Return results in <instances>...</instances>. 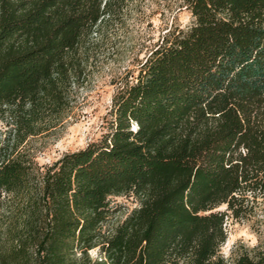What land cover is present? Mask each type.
<instances>
[{
  "label": "trees",
  "instance_id": "16d2710c",
  "mask_svg": "<svg viewBox=\"0 0 264 264\" xmlns=\"http://www.w3.org/2000/svg\"><path fill=\"white\" fill-rule=\"evenodd\" d=\"M126 5L0 0V264H264L220 253L264 202V0H185L192 24L119 87L101 137L34 160ZM119 197L137 203L123 218Z\"/></svg>",
  "mask_w": 264,
  "mask_h": 264
},
{
  "label": "rangeland",
  "instance_id": "374dc122",
  "mask_svg": "<svg viewBox=\"0 0 264 264\" xmlns=\"http://www.w3.org/2000/svg\"><path fill=\"white\" fill-rule=\"evenodd\" d=\"M192 22L185 0H127L122 18L109 26L90 62L91 75L78 90L76 106L64 126L29 139L36 163L40 167L51 165L64 154L98 140L119 87L137 76L140 64L161 45L167 32ZM11 127L9 120L0 116V150L8 144ZM113 202L120 207V218L137 206L127 197L114 198ZM225 226L228 239L220 253L226 260L233 261L246 250L264 248V202L247 219L230 218Z\"/></svg>",
  "mask_w": 264,
  "mask_h": 264
}]
</instances>
